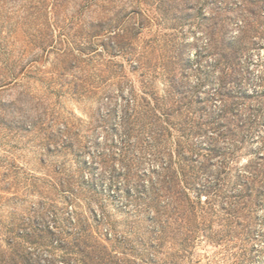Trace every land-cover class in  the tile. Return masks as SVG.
Returning a JSON list of instances; mask_svg holds the SVG:
<instances>
[{
	"label": "rangeland",
	"instance_id": "1",
	"mask_svg": "<svg viewBox=\"0 0 264 264\" xmlns=\"http://www.w3.org/2000/svg\"><path fill=\"white\" fill-rule=\"evenodd\" d=\"M220 81L237 91L221 195L196 209L192 231L159 177L152 221L153 205L127 189L153 185L143 173L162 160L144 141L150 123L123 144L126 96L172 110L179 126L208 119ZM136 110L130 121H147ZM263 132L264 0H0V250L16 260L84 264L79 245L99 239L119 264H264ZM124 169L133 176L117 180ZM206 176L210 190L217 174Z\"/></svg>",
	"mask_w": 264,
	"mask_h": 264
},
{
	"label": "trees",
	"instance_id": "2",
	"mask_svg": "<svg viewBox=\"0 0 264 264\" xmlns=\"http://www.w3.org/2000/svg\"><path fill=\"white\" fill-rule=\"evenodd\" d=\"M231 44L232 46H237L236 40L232 41ZM233 52L237 53V47L233 49ZM234 57L237 56L235 55ZM235 82L237 84V81ZM233 91L232 88L227 89L226 84L220 81L219 87L217 86L216 88H214V92L212 91V94H210V97H212V99H215L217 102H219V106H217L218 103H216V110L214 109L213 112L208 114V119L195 121L194 123L191 119H187L183 124L178 123L179 126L173 122L175 116L172 110H164L163 112L157 114V102H155L156 106L152 107L151 100L147 99V97L143 95L142 100H144V103L137 102L136 96H126L128 108L124 114L125 116L121 115L119 117L121 121L123 120V122L125 123L124 134L126 138L123 144H131L130 135L132 130H135L136 127H139V133H141L144 130V126L147 123H150L152 124V126L150 127V131L146 135H144V141L147 143V146H149L150 149L155 152L153 154H155L157 157H160V159L162 160L160 165H155L152 169L143 173L145 176L151 174L154 176L152 178V180H154L153 185L146 186L144 182V184H142L140 188L137 187V192L135 194L131 193L130 188L127 189L129 197H133V199L135 198L138 200L140 199L142 202L145 201L149 206L153 205V209H151L152 211L150 213L151 215L149 216L152 221L156 220V218L158 220L159 210H161L160 207L158 208L156 207V205H154V203L157 204L156 201L160 193L159 188L157 189V182L160 181L159 177H162V181L165 182V188L168 191V195H172L173 197H175L172 210L176 211L178 208H184V210L188 212L187 219L189 221V227L187 229H190L192 231H195V228H197V225H194L192 221L195 217L196 209L198 207L204 208L206 204H212L209 196L210 194L215 195L216 197H219L221 195V191L223 190V183H221L223 180L222 173H224L226 170V158L229 154V159H231V156L234 153H237V91L236 94H234ZM148 93L149 92H146L144 94ZM151 96L154 97V95L152 94ZM191 96L192 95L189 94V90H184L180 93L178 99L179 104L181 105L183 103L185 106L191 107V104H193ZM229 98H231L230 106H228L229 104H226V101H228ZM153 99L156 100L155 97ZM186 99L188 100L186 101ZM131 105L134 106L132 110L129 109V106ZM138 107L144 108V111L140 112L141 114H145V117L147 119V121L140 124L138 121H130L131 116H129L132 115L137 117L138 111L136 110V108ZM129 111H131L130 114ZM205 111L206 110H203V112L200 113V117ZM217 111H219L218 116L216 115ZM188 116L189 114L184 117ZM159 120L161 124L158 123ZM229 122L230 124H228ZM231 122L233 124H231ZM134 123H136V125H134ZM194 127H197V134H199L200 136H208L211 141L204 142L198 139L195 140L191 135L192 128ZM204 127H209V129H205ZM174 128L179 132L176 138H173ZM137 135L138 134H136V136ZM217 137L232 138L231 140H233V146L227 145V142H225L222 146L219 145ZM244 137H242L240 141L243 142ZM258 138L264 144V132L262 134L260 133ZM224 141L226 140L224 139ZM214 157L219 159V164H216L217 161L213 162ZM259 158L264 159V154H261ZM123 159H126V155L123 157ZM214 169H217L218 173H216V170ZM206 171H209L210 175L212 176H214V174H217V181L214 187H211L210 190L206 185V182L208 181L207 176L209 177L208 174L206 176ZM131 172V169H126V171L124 169L114 177L117 180L122 177L121 175H124L125 178H128V176H133V173ZM253 175L257 178L255 174ZM197 179L201 180L200 184L196 183ZM193 187L195 188V191L193 190ZM116 188H118L117 185ZM203 194L207 195L205 200L202 199ZM237 196L239 198H243L242 194H237V189L235 190V192H232L227 196L232 200V203L235 204V208H237ZM222 208L224 207L222 206ZM48 230L51 231V229ZM83 230L85 231V227H83ZM82 233L84 232L82 231L81 234ZM190 236L191 235H189V237ZM13 242L14 240L9 241L10 248L14 247ZM98 242L99 245H89V247H91L90 249L81 248L79 245L78 250L79 252H81V254H83V263L119 264L111 259V255L108 252V248L105 243L103 244V242H101L99 239ZM77 246L78 245L75 244V247ZM6 252L0 250V264H20L23 262L29 264L28 258H26L23 254L15 253V256H18L19 258L18 261L15 259V257H11L8 251Z\"/></svg>",
	"mask_w": 264,
	"mask_h": 264
}]
</instances>
